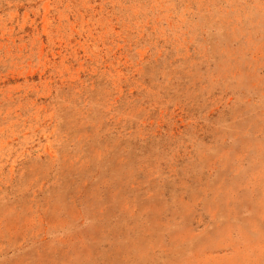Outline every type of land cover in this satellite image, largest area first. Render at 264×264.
Segmentation results:
<instances>
[{
    "label": "rangeland",
    "instance_id": "rangeland-1",
    "mask_svg": "<svg viewBox=\"0 0 264 264\" xmlns=\"http://www.w3.org/2000/svg\"><path fill=\"white\" fill-rule=\"evenodd\" d=\"M0 264H264V0H0Z\"/></svg>",
    "mask_w": 264,
    "mask_h": 264
}]
</instances>
